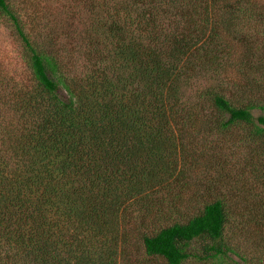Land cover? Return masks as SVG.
<instances>
[{"label": "trees", "instance_id": "obj_1", "mask_svg": "<svg viewBox=\"0 0 264 264\" xmlns=\"http://www.w3.org/2000/svg\"><path fill=\"white\" fill-rule=\"evenodd\" d=\"M260 5L0 0L30 73H0V264H264V159L261 187L197 176L233 127L264 138Z\"/></svg>", "mask_w": 264, "mask_h": 264}, {"label": "rangeland", "instance_id": "obj_2", "mask_svg": "<svg viewBox=\"0 0 264 264\" xmlns=\"http://www.w3.org/2000/svg\"><path fill=\"white\" fill-rule=\"evenodd\" d=\"M255 1L261 4L264 11V0ZM238 29L239 27H237V35L241 33ZM258 37L259 40H264V27L259 29ZM0 73L13 76L21 75L23 80H28L30 77L21 48L12 36L10 29L2 21H0ZM228 77L235 81L240 80L235 68L229 72ZM253 115L259 116L261 112L254 110ZM221 139L214 154L204 157L205 166L200 174L197 173L199 181L210 187H257L259 184L255 183L253 173L256 163L264 159V138L249 141L245 129L236 126ZM252 149L255 151L254 154L250 153ZM229 203L231 217L227 226V236L230 238V246L235 247L237 251V206L240 204L237 203V198ZM191 249L196 250V245H192ZM132 255V264H167L163 259L148 257L141 251ZM237 260V255L229 252L206 261L189 258L182 264H237ZM238 264L243 263L238 260Z\"/></svg>", "mask_w": 264, "mask_h": 264}]
</instances>
